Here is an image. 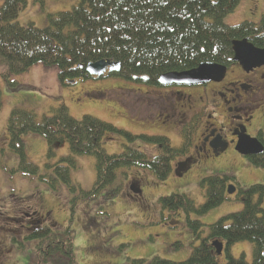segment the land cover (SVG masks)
<instances>
[{"label": "trees", "instance_id": "1", "mask_svg": "<svg viewBox=\"0 0 264 264\" xmlns=\"http://www.w3.org/2000/svg\"><path fill=\"white\" fill-rule=\"evenodd\" d=\"M239 1L77 0L70 9L48 13L44 27H38L33 22L23 24L18 21L25 0H0V68L5 67L0 74L13 88L18 84L13 75H21L40 64L55 67L59 79L64 82L87 77L86 67L90 62L111 60L120 63L119 73H113L119 77L146 76L148 82L158 83L159 77L166 72L186 71L201 62L226 64L234 55L233 40L249 34L246 23L234 26L225 21L236 10ZM44 13L46 15L47 11ZM3 102L0 88V109ZM51 110L52 114L43 116L40 122L33 110H12L7 124L9 144L17 142L22 146V134L37 133L49 142L48 156H53L52 145L67 142L70 154L59 161L64 166L58 163L54 167L64 183L71 184V170L77 164L76 155H92L96 159L97 177L93 193L113 182L117 169L131 168L140 163L153 165L151 158L134 149L126 150L119 156L107 153L102 147V135L106 130H115L107 121L91 115L77 120L63 104ZM129 135V139L135 138ZM142 140L156 144L166 142L164 138L147 136ZM162 156L164 159L159 160L162 163L160 176L159 172H153L160 180L169 175L165 159L168 155ZM257 158L250 161L264 166V158ZM21 166L26 171L37 172L36 167L27 166L25 162ZM53 181L54 178L50 179V183ZM200 186L205 191L204 204L196 208L193 200L186 197V209L204 215L224 201L226 180L221 176H211ZM178 198L173 195L161 203L168 210L184 207L185 201ZM263 198L264 185H254L244 193L241 212L209 225L208 237L226 240L227 248L241 241L253 243L252 262H248L244 255L235 258L227 252L225 264H264V210L260 205ZM151 213L148 210L141 217L145 219ZM189 226L194 230L192 233L197 234L203 231L204 224L196 220ZM4 227L0 225V229ZM70 233L66 230L59 239L58 235L54 238L48 236L49 245H38L37 258L44 256L45 261L64 255L70 264H76ZM187 236L190 238L191 233ZM108 239L106 235L99 236L98 243L93 245L95 250L99 253L102 252L98 249L114 252L103 245V241ZM156 241L161 245L164 239ZM156 241H153L152 247H158ZM206 243L207 239H204L199 246L193 247L185 261L176 262L155 255L149 261L145 258L133 259L132 264H224ZM2 246L0 241V264H5L7 256Z\"/></svg>", "mask_w": 264, "mask_h": 264}, {"label": "rangeland", "instance_id": "2", "mask_svg": "<svg viewBox=\"0 0 264 264\" xmlns=\"http://www.w3.org/2000/svg\"><path fill=\"white\" fill-rule=\"evenodd\" d=\"M57 1L59 0H25L26 3H24L20 11V22L23 24L33 22L38 27H44L45 17L40 18L41 15L45 16L42 13L43 10L50 13L69 9L70 3L67 1ZM254 6L253 0H240L236 10L226 17V22L236 24L244 21ZM55 7L62 8L50 9ZM257 7L260 11H264V0H258ZM41 67L44 69L43 75L41 72L39 73L36 67L29 69L21 75H13V80L18 83L13 88L8 86V82L0 74V82L3 81L5 83V89L1 88L3 97L5 99L11 97L9 103L0 111V206H11L13 193L27 196L29 193L35 191L39 195L45 194L46 202L50 207L55 209L58 222L60 225L62 224L59 231L64 232V229L70 226L76 264H132L133 259L145 258L149 261L155 255L176 262L187 260L192 248L198 245L200 240L194 239L192 242H186V246L179 244L177 248H170V250L164 249L158 241H156L158 247H152L153 241L150 239V235L152 233L157 234L161 229L158 228V224L155 222H144L141 214L148 210L144 208L142 202L133 199L130 195L126 198L120 197L121 205L118 207L120 209L107 208L108 212L106 214L98 212L101 213L99 218L98 216L96 218L99 222L89 220L85 223V218L93 219L96 217V208L99 209L98 204L101 202L94 203V200H91L89 203L84 202L87 199L82 198L79 190L71 192L62 182L54 189L48 183L47 177H41L42 175L53 174V171L46 164H55L62 156L70 153L67 143L55 146L56 157H49L47 155L49 147L47 140L34 133L23 134L22 140L27 159L26 163L38 166L39 172L34 173L22 168L20 164V145L17 142L8 144L5 137H3L10 114L16 108L34 110L38 117L41 118L44 114L49 115L52 108L65 104L69 107L70 114L78 120L87 114L109 121L120 128L126 127L125 129L137 135H140L139 133L143 135H165L171 139L173 144H179V134L171 131L168 126L161 124L158 120H147L149 116L147 118L146 115H139L138 119L126 116V110L122 108V104L119 103L118 105L115 93L126 92L134 95L136 94L134 90L123 91L116 89L115 92H111L109 98L105 99L90 96L94 92L108 91L118 86L121 82H125L121 77L109 76L102 79H76L74 84L66 85L61 81L59 82L56 69H50L43 65ZM3 70H5V67L2 66L0 72ZM50 73H52L51 76H49ZM174 82L177 83L179 80L175 79ZM125 83L136 87L135 83ZM170 83L172 84V82ZM0 86H2L1 83ZM142 86V84L138 85L140 88ZM128 100L129 98L126 99V102ZM129 111H131L132 116H135L132 110ZM118 133L119 135H115L113 139L102 143L103 148L108 153L122 152L125 146L131 145L126 140L125 134ZM112 136L110 135V138ZM132 144L151 155H154L156 152L152 143L137 141ZM76 159L77 164L76 168L72 169V179L74 182H77L75 184H80L85 191H89L96 177L94 157L92 155H80ZM248 161L249 159L242 155L228 156L222 159L220 163L222 173L233 176V179L238 182L239 188L234 195H226L225 200L220 205L209 210L207 214H192V220L199 219L204 224L203 235L208 234L209 225L243 210L244 200L242 199L243 194L240 193V190L245 191L257 184L264 185V166L251 164ZM213 174L215 172L206 170L202 174V178ZM50 187L53 190L60 188L59 194L50 190ZM190 195L197 203L205 202L204 190L201 188L198 179H195L191 185ZM39 201L38 197H30L25 200L23 205L34 207L39 205ZM78 203L79 208L77 207ZM260 205L264 209V198L261 200ZM11 210L12 208H10ZM27 214L30 216L29 220H38L32 210L27 211ZM100 222L103 226V234L109 238L108 241H103L104 247H114L117 251L109 253L98 249L104 253L102 254L97 252L93 247V245L98 243V227L101 225ZM186 230H188L187 224ZM137 239L139 243L136 242ZM36 243L33 240H26L21 249L15 247L18 248L17 254L14 251L10 258L8 255L5 264H37L39 262L40 264H70L64 255L59 256L60 262H56L55 260L44 261V256L41 259L37 258V248L35 252ZM122 244L123 246L120 248ZM232 253L235 257L244 255L246 260L252 261L253 243L249 241L236 243L232 248Z\"/></svg>", "mask_w": 264, "mask_h": 264}, {"label": "flooded vegetation", "instance_id": "3", "mask_svg": "<svg viewBox=\"0 0 264 264\" xmlns=\"http://www.w3.org/2000/svg\"><path fill=\"white\" fill-rule=\"evenodd\" d=\"M246 21L249 22L250 42L254 47L264 50V11L254 6ZM223 67L224 74L219 79L206 83L146 85L142 89L122 87L121 90H134L136 94L115 93L122 108L126 109V115L132 110L135 115H148L170 125L171 131H183L185 139L181 142L184 148L175 160H168L169 175L163 181L164 186L158 185L157 179L147 176L142 169L131 172L121 181L132 198L140 200L148 209L155 208L146 218L161 224L163 229L156 235L164 239L165 248H171L177 242L186 245L189 240L186 234V213L177 211V214H167L161 202L176 194L185 196L190 193L195 179L201 184L206 178L220 174L222 159L244 156L240 151V142L245 138L258 140L264 147V58L245 64L232 60ZM102 140H105L104 136ZM252 149L254 147H247L248 151ZM169 153L170 146L167 145L163 154ZM263 156L264 150L258 154L249 153L245 157L251 160ZM186 157L193 162L191 168H185L176 175L178 162L184 161ZM161 167L158 160L154 171L159 172V176ZM206 170L215 174L202 178ZM155 177L158 178L157 174ZM119 189L118 186L113 188L114 191ZM124 193L118 194V202ZM38 204L31 209L38 218L35 223L26 219L24 209L19 210V233L28 234L35 227L41 233L57 234L59 229L55 209L47 203ZM178 214L183 219L179 224L172 225L169 220ZM176 226L181 228L174 231ZM1 244L2 250L8 251L6 244Z\"/></svg>", "mask_w": 264, "mask_h": 264}, {"label": "water", "instance_id": "4", "mask_svg": "<svg viewBox=\"0 0 264 264\" xmlns=\"http://www.w3.org/2000/svg\"><path fill=\"white\" fill-rule=\"evenodd\" d=\"M235 50H236V54H237V58H248L249 57V50L248 48H245L244 46L242 45H239L238 42L235 43ZM108 65H110L109 63H106L104 61H100V62H97V63H90L89 66H88V71L89 72H93V71H97V73L101 74L102 72H104L106 70V68L108 67ZM204 66V65H202ZM208 66V64L205 66V68ZM200 70H195V71H192V72H187V73H181V74H184L185 76L186 75H193L194 73H197V74H194V75H198L200 73ZM199 72V73H198ZM207 73L208 76L212 75V73H209L208 71H205ZM177 74H173V73H170V74H167L165 76L162 77L161 81L163 83H168V82H174L175 79H178V77H176ZM179 80V79H178ZM234 190H231L229 189V192L232 193ZM222 248V244H220V249Z\"/></svg>", "mask_w": 264, "mask_h": 264}]
</instances>
